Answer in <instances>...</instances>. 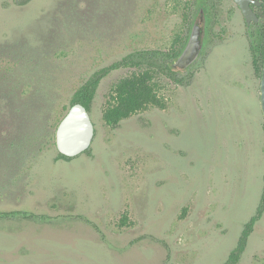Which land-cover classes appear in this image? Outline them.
<instances>
[{
  "label": "rangeland",
  "instance_id": "rangeland-1",
  "mask_svg": "<svg viewBox=\"0 0 264 264\" xmlns=\"http://www.w3.org/2000/svg\"><path fill=\"white\" fill-rule=\"evenodd\" d=\"M206 2L0 0V211L29 214L0 218V264H223L262 192L264 119L256 26L233 0ZM200 6V57L183 83L157 78L166 106L105 125L108 89L129 73L114 70L88 150L59 159L73 91L128 52L175 46ZM236 264H264V212Z\"/></svg>",
  "mask_w": 264,
  "mask_h": 264
},
{
  "label": "trees",
  "instance_id": "trees-1",
  "mask_svg": "<svg viewBox=\"0 0 264 264\" xmlns=\"http://www.w3.org/2000/svg\"><path fill=\"white\" fill-rule=\"evenodd\" d=\"M206 1L201 0V3L206 5ZM261 1L264 8V0ZM251 36L254 40L251 46L253 64L255 70L260 73L264 52V23H258ZM185 39L186 37L184 36L175 46L168 50H134L105 66L97 68L73 91L69 100L70 106L75 103H81L89 112L101 80L110 72L123 68L128 69L129 73L114 81L105 96L101 110V119L105 125L114 128L122 120L149 107L164 108L166 103L158 93L159 83L157 78L159 75H163L177 83H183V78L177 77V73L170 68L169 62L180 51ZM57 157L64 160L71 159V157L59 152H57ZM262 181L263 188L255 212L244 223L235 246L229 251L223 264H236L239 261L255 223L264 212V173ZM17 214L29 217V214L24 211H0V218ZM30 215L37 216L34 214ZM125 222L126 216H123L122 223Z\"/></svg>",
  "mask_w": 264,
  "mask_h": 264
},
{
  "label": "water",
  "instance_id": "water-1",
  "mask_svg": "<svg viewBox=\"0 0 264 264\" xmlns=\"http://www.w3.org/2000/svg\"><path fill=\"white\" fill-rule=\"evenodd\" d=\"M245 19V22H257V15L251 10L250 3L256 0H233ZM205 36H201V27L193 21L186 41L180 52L170 62L172 68L188 69L200 57L204 48ZM259 105L264 119V52L260 72ZM94 136V124L90 114L81 103L71 105L58 122L54 131V143L57 152L74 157L87 150Z\"/></svg>",
  "mask_w": 264,
  "mask_h": 264
},
{
  "label": "flooded vegetation",
  "instance_id": "flooded-vegetation-1",
  "mask_svg": "<svg viewBox=\"0 0 264 264\" xmlns=\"http://www.w3.org/2000/svg\"><path fill=\"white\" fill-rule=\"evenodd\" d=\"M258 3H250V8H251V10L257 15V17H258V20H257V22H250L249 24H247L246 22H245V24L247 25V26H249L250 24H253V25H257L258 23H259V19H260V15L262 14V12H263V5H262V1L261 0H256ZM236 4V3H235ZM237 5V4H236ZM238 7V6H237ZM239 8V7H238ZM240 10V9H239ZM241 11V10H240ZM242 14V13H241ZM243 16V15H242ZM244 18V17H243ZM245 20V19H244ZM193 21H195V23L196 24H198V25H200V27H201V36H205L206 37V32H207V17H206V15H205V12H204V8H203V6H200L199 8H198V11H197V13L194 15V17H193V20H192V22ZM191 22V23H192ZM190 28V27H189ZM189 31V30H188ZM185 37H187V35L185 36ZM185 41H186V39H185ZM205 42V41H204ZM185 43V42H184ZM184 45V44H183ZM204 45H205V43H204ZM183 47V46H182ZM182 47L180 48V50L182 49ZM203 51V50H202ZM180 52V51H179ZM178 52V53H179ZM177 53V54H178ZM174 59V58H173ZM172 59V60H173ZM171 60V61H172ZM170 61V62H171ZM170 62H169V66H170ZM196 62V61H195ZM194 64V63H193ZM192 64V65H193ZM191 65V66H192ZM190 66V67H191ZM189 67V68H190ZM170 68L173 70V71H175V72H177V71H179V70H183V69H177V68H172L171 66H170ZM185 70H187V69H185ZM184 70V71H185Z\"/></svg>",
  "mask_w": 264,
  "mask_h": 264
}]
</instances>
